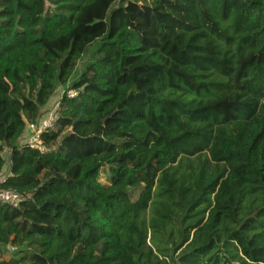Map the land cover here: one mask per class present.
Instances as JSON below:
<instances>
[{
	"label": "trees",
	"instance_id": "trees-1",
	"mask_svg": "<svg viewBox=\"0 0 264 264\" xmlns=\"http://www.w3.org/2000/svg\"><path fill=\"white\" fill-rule=\"evenodd\" d=\"M0 172V264H264V0H0Z\"/></svg>",
	"mask_w": 264,
	"mask_h": 264
},
{
	"label": "built area",
	"instance_id": "built-area-1",
	"mask_svg": "<svg viewBox=\"0 0 264 264\" xmlns=\"http://www.w3.org/2000/svg\"><path fill=\"white\" fill-rule=\"evenodd\" d=\"M71 98L77 97L76 92L70 93ZM55 112L48 114L47 116L40 119L38 124H31L28 128V134L26 136V144L30 146L31 149L37 150L38 152L45 154L47 152L46 147L42 142V135L47 131L53 129L57 121V110ZM6 180V176L3 172H0V204H7L16 206L22 201V196L17 192L3 190L1 184Z\"/></svg>",
	"mask_w": 264,
	"mask_h": 264
},
{
	"label": "rangeland",
	"instance_id": "rangeland-1",
	"mask_svg": "<svg viewBox=\"0 0 264 264\" xmlns=\"http://www.w3.org/2000/svg\"><path fill=\"white\" fill-rule=\"evenodd\" d=\"M47 7L50 9V7H51L50 3H47ZM94 51H95L94 48L91 49L89 51V53H87L86 56L83 58V60L79 63L77 71H76L74 77L72 78L71 82L76 81L78 79V77L80 76V74L84 71L87 64L91 61V57H92ZM66 91H67L66 87L59 88L58 92L52 97L48 106L43 110L42 118L47 116L48 114H50L52 112H55V110L57 109V105L61 101V98L66 93ZM3 155L6 158V160H9V156H10L9 151L6 150ZM201 161L205 163L206 158L202 157ZM109 178H110V176H109L108 170L103 169L101 174H100V177H99L100 183L102 185H108L109 184ZM24 251H26V246H24V247L9 246L7 248H2L0 250V261H11V260L19 259L21 257V253Z\"/></svg>",
	"mask_w": 264,
	"mask_h": 264
}]
</instances>
